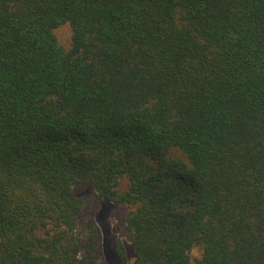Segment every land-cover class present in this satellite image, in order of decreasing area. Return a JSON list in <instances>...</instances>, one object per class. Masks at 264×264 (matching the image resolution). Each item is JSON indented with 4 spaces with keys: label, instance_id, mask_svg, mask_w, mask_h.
I'll return each mask as SVG.
<instances>
[{
    "label": "trees",
    "instance_id": "obj_1",
    "mask_svg": "<svg viewBox=\"0 0 264 264\" xmlns=\"http://www.w3.org/2000/svg\"><path fill=\"white\" fill-rule=\"evenodd\" d=\"M85 184L138 264H264V0H0V264H104Z\"/></svg>",
    "mask_w": 264,
    "mask_h": 264
},
{
    "label": "rangeland",
    "instance_id": "obj_2",
    "mask_svg": "<svg viewBox=\"0 0 264 264\" xmlns=\"http://www.w3.org/2000/svg\"><path fill=\"white\" fill-rule=\"evenodd\" d=\"M59 42L66 48L71 44L72 31L70 26L61 27L56 32ZM129 182L127 179L122 181L121 191L128 190ZM77 196L85 200L86 208L80 216V220L94 221L101 229L103 243V263L104 264H138L135 251L131 243L125 237L122 226L123 219L127 212V207L119 206L114 203L101 199L90 184L75 187ZM118 242L124 247L126 260L123 262L117 255L116 248ZM192 258H200L201 249L192 252Z\"/></svg>",
    "mask_w": 264,
    "mask_h": 264
}]
</instances>
